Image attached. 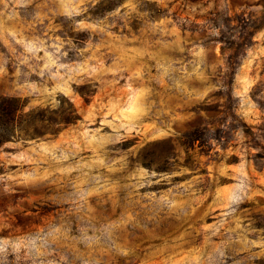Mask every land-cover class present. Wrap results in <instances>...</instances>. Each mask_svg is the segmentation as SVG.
<instances>
[{
    "label": "rangeland",
    "instance_id": "374dc122",
    "mask_svg": "<svg viewBox=\"0 0 264 264\" xmlns=\"http://www.w3.org/2000/svg\"><path fill=\"white\" fill-rule=\"evenodd\" d=\"M0 264H264V0H0Z\"/></svg>",
    "mask_w": 264,
    "mask_h": 264
}]
</instances>
